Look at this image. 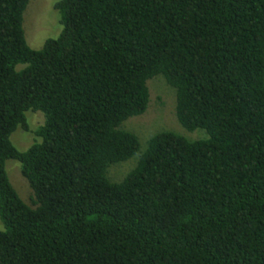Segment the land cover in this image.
<instances>
[{
	"label": "trees",
	"instance_id": "1",
	"mask_svg": "<svg viewBox=\"0 0 264 264\" xmlns=\"http://www.w3.org/2000/svg\"><path fill=\"white\" fill-rule=\"evenodd\" d=\"M27 2L0 0V264H264V0H55L60 30L38 49ZM156 75L206 136L159 131L137 154L121 124ZM28 110L43 123L18 151Z\"/></svg>",
	"mask_w": 264,
	"mask_h": 264
},
{
	"label": "rangeland",
	"instance_id": "2",
	"mask_svg": "<svg viewBox=\"0 0 264 264\" xmlns=\"http://www.w3.org/2000/svg\"><path fill=\"white\" fill-rule=\"evenodd\" d=\"M55 0H28L22 13V30L24 40L31 49L40 48L47 38L55 37L59 30L57 11L53 8ZM148 101L145 110L122 122L121 128L133 133L139 143L137 154L143 151L150 135L159 131H172L188 140L205 137L203 130L196 129L187 132L180 127L174 115V89L166 84L160 75L149 78L146 82ZM26 129L16 128L9 135L11 144L18 150H25L30 144L37 141L34 130L42 125L43 115L39 111H26ZM137 154L129 159L110 164L106 176L111 182L120 181L135 165ZM4 169L9 183L21 200L31 204L32 194L27 182L19 172V163L14 159H6ZM2 228L0 223V229Z\"/></svg>",
	"mask_w": 264,
	"mask_h": 264
}]
</instances>
